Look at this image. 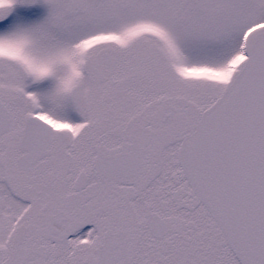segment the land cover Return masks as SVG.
Masks as SVG:
<instances>
[{"label":"snow or ice","instance_id":"snow-or-ice-1","mask_svg":"<svg viewBox=\"0 0 264 264\" xmlns=\"http://www.w3.org/2000/svg\"><path fill=\"white\" fill-rule=\"evenodd\" d=\"M0 264H264V0H0Z\"/></svg>","mask_w":264,"mask_h":264}]
</instances>
